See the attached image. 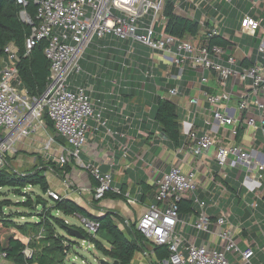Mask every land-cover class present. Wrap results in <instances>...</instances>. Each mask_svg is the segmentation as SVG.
I'll return each mask as SVG.
<instances>
[{"label": "built area", "instance_id": "2783aa9c", "mask_svg": "<svg viewBox=\"0 0 264 264\" xmlns=\"http://www.w3.org/2000/svg\"><path fill=\"white\" fill-rule=\"evenodd\" d=\"M17 4L26 6L32 3L36 8L33 21L25 12L21 13L23 22L31 26L29 36L25 40V49L30 51L39 42H45L44 55L49 61V79L46 90L39 99H33L20 89L17 77L15 50L8 46L4 52L8 65L0 72V169L7 165L5 153L9 145L29 135L36 121L46 113L52 123L55 136L66 142L70 148H61L55 162L59 166L70 160L80 162V150L86 144V133L89 130L90 118L101 122V116L94 115L92 93L87 86H76L70 89L68 79L80 75V62L90 48L101 52L104 48L119 49L118 44H125L126 50L118 65L117 78L114 85L125 80L126 73L139 71L147 80H155L154 71L161 63L176 66L181 76L186 67L195 74V93L203 97L208 105L209 118L223 128H228L231 136L237 133L240 121L229 116L226 104L232 94L239 89L241 98L238 110L243 124L253 132H259L264 144V64L256 62L249 67L236 71V60L233 51L238 45L230 42L229 35L222 32L224 17L219 18L216 6L226 4L233 6L234 0H16ZM247 2V0H237ZM250 9H257L258 2L249 1ZM170 7L173 16L195 22L198 27L196 36L186 35L177 38L169 35L165 29L167 24L166 7ZM215 14V15H214ZM260 20L244 14L239 23V35L256 36L258 43L256 53L264 59V31ZM160 26L164 27L161 31ZM220 37L227 42L226 48L218 45L210 46L208 41ZM95 40V41H94ZM98 42L117 43L100 46ZM146 49L141 60H136V47ZM112 54L108 62H112ZM216 60H223L227 66ZM99 69V66L97 67ZM205 73H208L206 77ZM216 81L218 93L209 94L202 91L209 79ZM250 81L248 86L245 85ZM168 95L178 93V87L170 88ZM252 96V103H249ZM199 97L189 98L190 105H199ZM205 118V117H204ZM104 125V123H103ZM181 134L186 140V149L193 157H205L211 149H215L214 161L218 167L216 174H211L210 182L216 192L203 188V182L196 173H183L179 167L173 166L155 185L154 204H151L137 220V229L154 245L166 246L170 264H229L226 254L238 251L241 264H250L254 256V241L245 240V249L239 251L233 240L234 229L229 225L230 207H221L220 200L227 194L224 181L227 170L245 169L246 176L241 181V188L251 201L246 207L253 221L258 212V202L262 200L264 190V162L256 161L253 156L237 146H217L212 129H200L195 125V114L191 117L187 112L180 121ZM201 132V133H200ZM8 147V148H7ZM78 164V163H77ZM80 165L82 167L83 164ZM254 166L256 170H254ZM97 182L92 194L94 200H102L110 191V175L100 174L98 169L85 167ZM202 190L209 193L212 208L217 216L214 218L220 238V249L209 244L195 245V239L186 237L187 221L179 215V203L192 201L196 213L190 215L191 227L196 234L207 232L211 224V216L206 211L207 203L197 196ZM217 193V194H215ZM48 197L59 198L50 190ZM216 198V200H214ZM262 202V201H261ZM83 230L95 237L98 223L78 216ZM223 227V229H222ZM225 227V228H224ZM264 241V232L261 231ZM84 241H82L83 243ZM88 243V242H87ZM90 244V243H89ZM91 245V244H90ZM264 251V245L262 247ZM27 257L30 253H25ZM5 254L0 252V264Z\"/></svg>", "mask_w": 264, "mask_h": 264}, {"label": "crops", "instance_id": "0c3cea01", "mask_svg": "<svg viewBox=\"0 0 264 264\" xmlns=\"http://www.w3.org/2000/svg\"><path fill=\"white\" fill-rule=\"evenodd\" d=\"M249 1L252 0H247V2L234 0L233 6L226 4L216 6L217 12L220 14L219 18H225L222 32L229 35L230 42L238 45V48L232 53L236 60V66L233 69L236 71L249 67L256 62L264 64V59L258 57L256 53L257 35L252 37L246 34L239 35L238 33L239 23L244 14L260 20L261 30L264 31V0H255L258 2L255 10L250 9ZM105 45H109V42ZM8 62L6 55L0 58V72L8 65ZM216 62L227 66L223 60H216ZM99 68L96 84L88 79L86 85L85 82L79 84V86L84 84V86L93 89L94 115L100 114L101 122L92 118L88 120L89 130L86 133V144L80 150L78 158L83 166L98 169L102 175L109 174V194L121 195L116 198L102 199L97 204L98 208H94L93 205L96 200L93 199L92 194L96 187L95 181L85 167L80 165L79 161L77 164L70 160L68 163L72 166V170L63 177V180L54 175V180L51 183L48 181L49 190L58 195L59 198L74 202L95 217L103 215L105 212H113L121 216L126 223L127 221L137 222L145 210L151 204H154L157 181L173 166L179 167L183 173L195 172L203 182V188H206L209 192L212 191V193L216 192L214 186L207 180L212 173L216 174L218 170L214 161L215 149H211L205 157H193L185 147L186 140L184 136L182 147L171 149L161 134V128L154 121L151 108L156 98L173 103L180 116V121L184 119L187 112L190 113L191 117L195 114V125L201 130L212 129L217 146L232 145L241 147L244 151L250 153L256 161L264 162V144L261 136L259 132L247 129L238 110L241 98L240 90L242 89L236 90L225 106L229 116L240 121L237 123L236 135L231 136L228 128H223L213 121L210 124L205 123V119L209 118L208 105L202 101L203 97L196 94L194 88H192V85L196 87L195 74L188 67L185 68L181 80H179V72L176 66L170 67L161 63L154 71L155 80L151 82L144 79L139 71L131 70L125 76V80L117 85H114V81L118 70L112 62L101 63ZM205 75L208 77V73H205ZM101 79L104 81H101ZM249 84L250 81L245 83L246 86ZM174 87H178V93L174 96L168 95V89ZM202 91L209 94L218 93L216 81L210 78L208 84L202 87ZM194 96L199 97L202 101L199 107L189 104V98ZM251 97H248L249 103H252ZM259 100L263 102L264 96H259ZM43 124L45 125V122ZM18 140L23 141V144L30 142L27 146L31 148V152L41 154L39 148H41V143L43 145V140L35 127L28 136ZM49 144L52 145V148L59 147L60 149L70 150L67 145L57 144L54 138L50 140ZM29 159L32 162L36 158ZM49 159L55 161V158ZM38 162L43 161L39 159ZM254 170H256L255 166ZM246 173L245 169L241 172L238 170L226 171L225 182L227 185L225 187L227 194L225 198L220 200V206L230 207L229 225L234 229L233 240L237 249L239 251L245 249L246 239L254 241V256L250 264H264V251H262L264 241L260 234L261 231L264 232V204L259 200L258 212L253 221L246 207L247 202L251 201V196L246 195L241 188V181H243ZM208 191L203 192L200 190L197 193L199 199L207 203L206 211L211 216L208 231L196 234L191 227L192 218H187L185 219L187 221L185 235L194 238L197 246L209 244L219 250L220 238L218 228L214 222L217 212L215 208L211 207L212 201L209 199ZM71 218L78 220L79 217L74 216ZM66 224L77 226L68 221H66ZM120 228L122 229L121 226ZM226 259L229 264H241L238 251L228 252ZM168 263L169 261L163 262V264ZM1 264L12 263L4 260ZM132 264H154L151 249L147 246L144 253H136Z\"/></svg>", "mask_w": 264, "mask_h": 264}, {"label": "trees", "instance_id": "16d2710c", "mask_svg": "<svg viewBox=\"0 0 264 264\" xmlns=\"http://www.w3.org/2000/svg\"><path fill=\"white\" fill-rule=\"evenodd\" d=\"M35 11L36 8L32 3L21 6L17 4L16 0H0V58L6 55L4 50L8 46L15 50L17 56L15 67L21 85L20 89L28 97L39 99L46 90L50 73L49 61L44 55L45 42L41 41L30 51H27L25 40L30 34L31 26L21 19V13L25 12L33 21ZM166 16L165 31L169 35L182 38L186 35L196 36L198 34V27L195 22L173 16L169 6L166 7ZM98 43L101 47L107 44V42ZM109 44L115 46L117 43ZM208 44L223 48L228 45L220 37L210 39ZM118 45L119 49L117 50L107 47L101 50L97 60L94 61L97 74L92 76L93 80H90L92 83L96 84L100 71V68L97 69L99 66L97 63L106 64L110 54L113 55L112 64L118 70L117 63L126 50L125 44ZM105 49L107 50L104 52ZM145 54L146 50L144 48L136 47V60L140 61L141 56ZM88 80H85V85ZM101 81L104 80L101 79ZM81 85L84 86V84ZM151 110L154 121L161 128V134L166 139L169 147L171 149L181 148L183 135L181 134L180 116L175 105L167 100L156 98ZM42 118H44L43 121L46 127L54 132L52 123L46 113L43 112ZM54 141L61 146H66V142L59 137L55 136ZM36 159L39 160L40 158L36 157ZM40 164L38 165L39 169L36 166L28 172L15 171L8 164L0 169V190L7 189L10 194L21 199L19 202L13 203L6 196L3 197L1 195L3 193H0V252L5 254L7 261L12 264H66L65 258L69 251L68 244L71 243L69 238L72 237L71 230H76L83 236L82 241L93 245L103 257L111 261L110 263L100 261V264H132L134 255L144 253L147 246L152 251L154 264L168 262V248L152 244L137 229L136 221H127L126 223L121 216L113 212H105L103 215L95 217L74 202L63 198L54 200L47 197L48 200L43 199L42 195H47L50 189L44 173L51 169L59 179L63 180V177L71 172L72 166L69 163L59 166L51 159H48L45 163L43 162L42 165ZM92 178L97 186L96 180L94 177ZM224 185H227L225 181ZM27 187L37 188L40 193L37 194L34 190L25 192L24 190ZM119 193L121 192L119 191ZM120 195H111L107 192L103 199L116 198ZM261 201L264 204V194ZM99 202V200L94 201L93 207L98 208L97 204ZM13 206L28 210L29 213L11 211L10 207ZM56 213L61 214V217L55 216ZM195 213L196 207L192 201H181L179 203V215L182 220ZM74 216L97 222L98 231L95 237H90L81 227L67 225L64 218ZM20 217L31 218L32 221L28 220L23 224L16 223L15 218ZM17 234L28 238L27 247L31 251L29 257L24 253L25 244L17 237Z\"/></svg>", "mask_w": 264, "mask_h": 264}, {"label": "rangeland", "instance_id": "374dc122", "mask_svg": "<svg viewBox=\"0 0 264 264\" xmlns=\"http://www.w3.org/2000/svg\"><path fill=\"white\" fill-rule=\"evenodd\" d=\"M160 28H161V31H163L164 27L162 28V26H160ZM98 55H99V53H98V50H96V49L90 48L86 51V53L84 54V58L82 59V63L80 64L81 70H82L80 75H73V76H70V78L68 79V84L70 86V89H73V87L79 86L80 83L85 82V80H87V79L93 80L92 76L94 74H97L93 64H95L94 61L97 60ZM97 65H99L101 67V62H98ZM43 120H44V118H42V115H41V118H39L35 123V128L40 133L42 140H43V145H42V143L40 144L42 149L39 148V151L41 152V154L31 152L32 151L31 148H29L27 146L28 143L30 144V142L23 144V141L18 140L15 143L9 145V151H7L5 153V157H6L7 164L13 170L20 171V172L32 171L40 163L38 162L37 159H35V161L31 162V160L29 158L39 157L40 160L45 163L47 161V159L58 158V156L60 155L61 149L59 147L52 148V145H51L52 142H51V144H49L50 140L52 138H54L55 135H54V132L52 130H49L48 128H46V126H45L46 124L45 125L43 124L44 123ZM31 143H33V142H31ZM24 150H27L29 152H26ZM43 162H41L40 165H42ZM39 168L40 167L38 166V169ZM44 174H45L47 180L49 181V183H51L52 180H54L55 174L52 172L51 169L50 170L48 169ZM31 190H34L37 194L40 193L37 188H31V187L25 188L24 191L29 192ZM0 193H3L1 195H3V197L6 196L13 203H17L21 200L20 198L10 194L9 190H7V189H2L0 191ZM42 197H43V199L48 200L47 195H42ZM0 198H1V196H0ZM10 210L15 211V212H25V213L28 212L29 213L28 210H25V209L17 207V206L10 207ZM54 215L57 217H61V214L56 213ZM28 220L32 221L31 218H29V219H25L22 217L15 218L16 223H20V224H23ZM65 220L68 221L69 223H73V224L77 225V227L83 228L82 225L79 223V221L75 218H71V217L69 218L68 217V218H65ZM17 237H19V239L25 244L24 253L29 254L31 251L27 247L28 238L21 236L19 234H17ZM69 239H70L69 241H71V243L68 244L69 245V251H68L66 258H65L66 264H100V261L102 263H105V262L110 263L111 262L109 259L103 257V255L101 253H99L93 247V245H90L86 241H84L82 243V241L75 239L73 236Z\"/></svg>", "mask_w": 264, "mask_h": 264}, {"label": "water", "instance_id": "95a60500", "mask_svg": "<svg viewBox=\"0 0 264 264\" xmlns=\"http://www.w3.org/2000/svg\"><path fill=\"white\" fill-rule=\"evenodd\" d=\"M71 233H72L71 235H72L75 239L80 240V241L83 240V236L80 235V233H79L78 231H76V230H71ZM114 264H116V263H114Z\"/></svg>", "mask_w": 264, "mask_h": 264}]
</instances>
